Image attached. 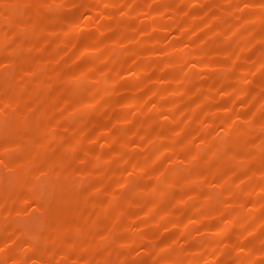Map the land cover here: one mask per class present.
<instances>
[{"label":"rangeland","instance_id":"1","mask_svg":"<svg viewBox=\"0 0 264 264\" xmlns=\"http://www.w3.org/2000/svg\"><path fill=\"white\" fill-rule=\"evenodd\" d=\"M0 264H264V0H0Z\"/></svg>","mask_w":264,"mask_h":264}]
</instances>
